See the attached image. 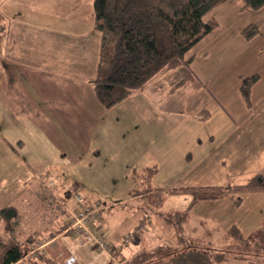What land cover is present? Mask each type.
I'll return each mask as SVG.
<instances>
[{
  "label": "rangeland",
  "instance_id": "1",
  "mask_svg": "<svg viewBox=\"0 0 264 264\" xmlns=\"http://www.w3.org/2000/svg\"><path fill=\"white\" fill-rule=\"evenodd\" d=\"M236 1L225 0L205 16L216 20L217 27L190 50L198 58L193 68L196 64L202 84L194 79L169 93L183 77L173 79L174 69L157 73L107 111L102 132L108 140L101 153L88 154L74 165L69 179L56 178L55 186L44 190L0 148V209H19L20 239L49 224L58 205L73 201L77 194L98 209L105 236L125 238L135 233L128 243L134 254L164 261L167 249L190 248L210 257L226 255L219 264H248L253 259L235 250L228 252L234 242L224 235L230 226L243 234L261 227L264 190L233 192L192 207H188L189 196L171 192L241 185L255 172H264V7L240 12ZM249 23L257 24L260 31L246 40L240 30ZM203 47L207 53L199 58ZM235 50L243 52L223 61ZM253 75L259 78L248 106L239 87ZM146 173L148 179L143 178ZM71 183L77 184V190L71 191ZM142 188L162 192L161 200L156 196L128 199L133 189Z\"/></svg>",
  "mask_w": 264,
  "mask_h": 264
},
{
  "label": "crops",
  "instance_id": "2",
  "mask_svg": "<svg viewBox=\"0 0 264 264\" xmlns=\"http://www.w3.org/2000/svg\"><path fill=\"white\" fill-rule=\"evenodd\" d=\"M92 1L0 0V148L4 155L16 159L44 190L46 186H55L56 178L72 177V167L88 154H100L102 144L108 140L102 128L107 121V111L116 105L104 109L91 84L100 42L99 34L92 28ZM236 4L240 11L241 0ZM236 50L226 55L223 61L232 60L243 52ZM206 53V48H201L199 58ZM189 55L193 56L190 63L193 80L171 87L169 93L194 82V79L202 84L203 76L196 64L193 68L198 59L196 53L190 51ZM256 83L257 80L251 91ZM210 97L217 105V100L212 95ZM256 173L264 176L263 171ZM77 188V184L71 183V191ZM64 194L66 196L67 192ZM141 197L128 195V199L134 200ZM72 204V199L59 204L57 213L49 222L50 229L47 224L41 228L42 232L48 235L60 230L67 220L66 209ZM101 221L99 218L96 228L106 242L116 247L113 255L98 251L90 243H78L70 236L58 233L37 236L53 240V244L44 248L43 257L56 264H64V258L69 254L75 256L74 264H121L119 256L129 259L136 255L128 247L134 233L125 244L123 236H105L99 224ZM127 251L131 255L126 254ZM116 253H119L118 257ZM38 259L39 256H32L22 264H41Z\"/></svg>",
  "mask_w": 264,
  "mask_h": 264
},
{
  "label": "trees",
  "instance_id": "3",
  "mask_svg": "<svg viewBox=\"0 0 264 264\" xmlns=\"http://www.w3.org/2000/svg\"><path fill=\"white\" fill-rule=\"evenodd\" d=\"M222 1L93 0L92 28L99 34L100 42L99 58L91 84L99 104L104 109L112 108L165 69L175 70L171 76L173 79L177 76L183 77L179 81L175 79L176 83L172 88L193 80L190 69L193 56L187 54L217 27L216 20L204 18ZM263 6L264 0H241L240 10H258ZM258 33L259 27L255 23L240 30L246 40ZM257 79L258 75H253L239 87L248 106L251 86ZM148 176L150 175L146 173L143 178L148 179ZM256 190H264V176L260 173L253 174L241 185L191 187L172 189L171 192L189 196L188 207H192L198 201L216 200L233 192ZM161 193L142 188L133 189L130 195L147 196L148 200L156 196V200H161ZM21 219L19 209L15 206L0 209L3 228L0 233V264H17L39 239L37 236H55L60 233L58 229L47 235L40 229L20 239L19 236L23 233L19 229ZM48 227L50 229L51 225L48 224ZM224 237L234 242L228 252L235 250L246 257L251 256L253 259L248 264L264 262V220L261 227L247 234L241 233L235 226H230ZM227 251L224 250L225 253ZM118 255L119 253L115 254L116 257ZM163 257L167 259L155 261L154 256L148 257L145 253H139L129 259L119 256L118 260L121 264H219L226 260V255L210 257L202 251L190 248L176 251L167 249ZM38 261L41 264H56L43 256H39Z\"/></svg>",
  "mask_w": 264,
  "mask_h": 264
},
{
  "label": "built area",
  "instance_id": "4",
  "mask_svg": "<svg viewBox=\"0 0 264 264\" xmlns=\"http://www.w3.org/2000/svg\"><path fill=\"white\" fill-rule=\"evenodd\" d=\"M67 220L64 222L63 227L60 229L61 234H66L75 239L78 243H90L100 252L113 255L116 252V247L106 242L96 228V223L99 221L98 209L91 208L86 205L84 200L77 194L73 195V204L66 209ZM131 238V234L123 238L126 244ZM53 244L52 239L40 238L31 245L30 250L23 255L17 262H22L32 256H45L44 248ZM76 261L75 256L69 254L64 258V264H74Z\"/></svg>",
  "mask_w": 264,
  "mask_h": 264
}]
</instances>
